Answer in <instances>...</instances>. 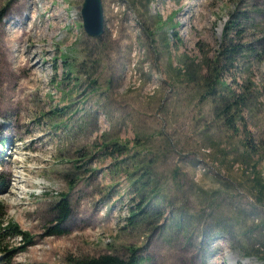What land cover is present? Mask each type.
<instances>
[{"label": "rangeland", "instance_id": "rangeland-1", "mask_svg": "<svg viewBox=\"0 0 264 264\" xmlns=\"http://www.w3.org/2000/svg\"><path fill=\"white\" fill-rule=\"evenodd\" d=\"M102 3L95 38L84 0H0V212L32 236L23 253L5 236L3 260L264 264V198L246 178L257 163L264 179V56L247 49L264 50V0ZM234 92L229 127L217 113ZM64 197L72 214L48 236Z\"/></svg>", "mask_w": 264, "mask_h": 264}, {"label": "trees", "instance_id": "trees-1", "mask_svg": "<svg viewBox=\"0 0 264 264\" xmlns=\"http://www.w3.org/2000/svg\"><path fill=\"white\" fill-rule=\"evenodd\" d=\"M2 17H3V14L1 13L0 21ZM233 23L234 22L231 21L228 23V25L225 26V29L223 32L225 38H226L227 30H229L232 27ZM241 48H244V45L235 44L233 43L232 40H230L229 42H226L225 44H223L221 54L226 59L233 61L232 58L237 57V55L242 51ZM247 49L252 52V58L261 60L262 56H264V50L259 51L255 47V44L253 43H252V48L248 47ZM186 76L190 79H193L194 77L198 76V72L195 68L193 70L192 68H190V69H187ZM214 82L216 85L225 86V83H222L220 79L216 78ZM225 89L228 90V88L226 87ZM233 94H234L233 100L230 101L229 103L225 104V102H220V106H222L221 108L223 110L221 113L220 111L217 113L218 116H221L220 117L221 120L225 122V124L228 125L229 127L234 126V123H233L235 121L234 116H240L239 113H241V110L237 112L238 106L239 105L241 106V104H243V102L246 100V97L244 95H242L244 97L239 96L235 98L236 97L235 92ZM228 118H231V119L227 121ZM108 146L109 145L106 146L107 149H108ZM112 147L114 148L113 152H119L120 154L124 151V149H127V147H123L122 145L118 143H114ZM246 149L249 151V153L255 150L254 147L250 148L248 145ZM249 153L246 154L244 158L246 162L252 163V158H251L252 156ZM256 169H257V163H254L253 165L251 164V170L253 171V177L248 176L246 178L250 182V184H253V186L259 191L260 197L264 198V179L261 173L257 172ZM55 208L57 211V217H56L57 225L54 226L49 231L48 236L63 234L64 230L62 229V226H64V224L69 220L72 214L71 205L65 197L61 199V201L55 206ZM142 211L143 210L140 209V212L135 214L131 218V220L139 216L142 213ZM1 214L2 212H0V242L3 240V238H5V236H6L5 242L7 241V239L10 240V238L18 239L20 240V242L25 243L26 245L24 249H21L19 247L20 253L25 252L32 243V236L28 232L21 230L18 224L1 219ZM12 250L13 249L5 251L4 258H7L8 254L12 253ZM69 264H140V263H139L138 258L135 256H132L129 259L124 260L114 255H102V256L94 257V258H83V259L69 261Z\"/></svg>", "mask_w": 264, "mask_h": 264}, {"label": "water", "instance_id": "water-1", "mask_svg": "<svg viewBox=\"0 0 264 264\" xmlns=\"http://www.w3.org/2000/svg\"><path fill=\"white\" fill-rule=\"evenodd\" d=\"M83 28L92 37H100L105 32L102 0H84L82 7Z\"/></svg>", "mask_w": 264, "mask_h": 264}, {"label": "bare ground", "instance_id": "bare-ground-1", "mask_svg": "<svg viewBox=\"0 0 264 264\" xmlns=\"http://www.w3.org/2000/svg\"><path fill=\"white\" fill-rule=\"evenodd\" d=\"M26 5H27V3H26ZM18 20L17 19L16 20L14 19V23H16ZM28 57H29V54H28ZM26 61L28 62V64L30 65L31 68H33V66L31 64L36 65V62L33 61L32 57L26 58Z\"/></svg>", "mask_w": 264, "mask_h": 264}]
</instances>
